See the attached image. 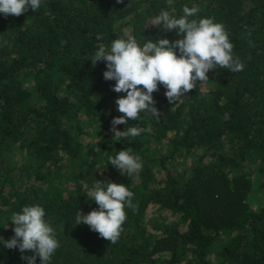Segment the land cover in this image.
I'll return each instance as SVG.
<instances>
[{
    "label": "trees",
    "instance_id": "trees-1",
    "mask_svg": "<svg viewBox=\"0 0 264 264\" xmlns=\"http://www.w3.org/2000/svg\"><path fill=\"white\" fill-rule=\"evenodd\" d=\"M184 5L224 25L244 69L210 70L204 89L197 82L174 105L160 85L158 118L117 125L151 130L113 137L126 93L91 58L126 32L141 45L180 38L150 24ZM129 148L143 165L131 177L109 164ZM103 181L133 193L114 244L76 225L77 211L98 207L87 189ZM37 204L60 245L50 264H264V0H42L19 17L0 13V236L12 238L11 215ZM21 255L0 244V264H27Z\"/></svg>",
    "mask_w": 264,
    "mask_h": 264
},
{
    "label": "clouds",
    "instance_id": "clouds-1",
    "mask_svg": "<svg viewBox=\"0 0 264 264\" xmlns=\"http://www.w3.org/2000/svg\"><path fill=\"white\" fill-rule=\"evenodd\" d=\"M117 2L123 3V0ZM41 3L42 0H0V13L5 17H19L29 9L35 12ZM167 4L172 7L174 0H167ZM174 12V8L171 12L161 10L150 25H162L165 32L175 30L180 38L149 39L141 45L126 32L113 40L110 47L100 44L91 58L93 67L100 61L106 63L103 77L106 81H115L112 90L126 93L115 100L117 111L122 115L111 121L113 137H137L151 130L131 126L121 131L117 125H127L129 120L140 121L142 112H149L158 118L160 110L155 106L153 93L159 90L160 85L166 89L168 103L174 105L194 89L197 82L208 81L210 70L220 68L239 72L244 69V64L233 54L234 45L222 23L214 22L213 18H194L199 12L195 5H184L182 16L177 17ZM97 39H102V36L98 35ZM109 164L129 177L138 174L143 167L141 158L133 155L130 148L109 157ZM103 182H97L87 189V199L98 207L87 214L77 211L76 225L85 224L101 238L114 244L123 231L122 225L127 219L126 208L134 207L133 193L126 184ZM10 221L14 224V236L10 239L0 236V244L8 249L18 248L21 259L27 264H37V257L41 264H50L60 245L54 228L45 219V209L38 204L25 205L11 215ZM27 251L34 252V255H25Z\"/></svg>",
    "mask_w": 264,
    "mask_h": 264
},
{
    "label": "rangeland",
    "instance_id": "rangeland-1",
    "mask_svg": "<svg viewBox=\"0 0 264 264\" xmlns=\"http://www.w3.org/2000/svg\"><path fill=\"white\" fill-rule=\"evenodd\" d=\"M201 86H202V88L204 89L205 88V86H204V83H202L201 84ZM88 130H90L91 131V129H92V127H93V124H91V125H89V126H85ZM152 150V149H151ZM151 150L149 149V152H151ZM192 158H193V155H186L183 159H180V160H178V162L176 163V165H177V167H180V168H187V167H189V165L191 164V160H192ZM255 177V175H253V178ZM253 180H255V178L253 179ZM255 186H256V183L254 184ZM258 190L257 189H255L254 187H253V189H252V191H251V193H250V196H249V198H250V203H252V205L254 206L255 205V203L257 202V201H260L259 199H257V194H258ZM151 213H153V212H151ZM153 214H156V213H153ZM153 214H150L149 215V217H148V220H150V221H152V223H153V218H152V215ZM155 216V215H154Z\"/></svg>",
    "mask_w": 264,
    "mask_h": 264
}]
</instances>
